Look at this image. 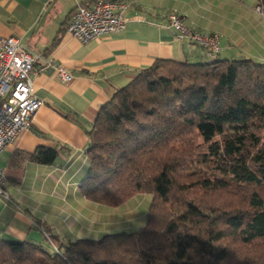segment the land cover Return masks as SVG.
<instances>
[{
    "label": "trees",
    "instance_id": "trees-1",
    "mask_svg": "<svg viewBox=\"0 0 264 264\" xmlns=\"http://www.w3.org/2000/svg\"><path fill=\"white\" fill-rule=\"evenodd\" d=\"M87 135L81 195L116 208L149 194L145 224L57 252L0 240V264H264V64L155 60Z\"/></svg>",
    "mask_w": 264,
    "mask_h": 264
},
{
    "label": "crops",
    "instance_id": "crops-1",
    "mask_svg": "<svg viewBox=\"0 0 264 264\" xmlns=\"http://www.w3.org/2000/svg\"><path fill=\"white\" fill-rule=\"evenodd\" d=\"M95 1L78 3L90 7ZM115 1L127 5L124 29L81 44L65 32L74 0H0V36L18 39L24 50L39 57L32 90L42 101L30 128L0 153L8 194V200L0 197V240L46 246L49 238L59 247L77 239L138 231L146 215L142 224L135 215L126 216L121 228V216L80 193L88 167L87 131L100 108L155 60L250 59L264 64V5L259 0ZM170 13L196 32L217 34L219 53L208 58L201 47L178 41L166 28ZM51 63L71 79L61 81ZM41 150L56 152L53 164L33 160ZM131 206L143 214L139 200Z\"/></svg>",
    "mask_w": 264,
    "mask_h": 264
},
{
    "label": "built area",
    "instance_id": "built-area-1",
    "mask_svg": "<svg viewBox=\"0 0 264 264\" xmlns=\"http://www.w3.org/2000/svg\"><path fill=\"white\" fill-rule=\"evenodd\" d=\"M74 1L76 7L66 22L65 32L79 43L86 44L124 29L126 3L96 0L90 7H85L78 0ZM166 22V28L178 41H188L201 47L208 58L219 53L217 34L194 31L176 13H170ZM38 58L24 50L18 39L0 36V153L30 128L33 115L42 106V101L34 96L32 90L33 65ZM55 68L61 81L71 79L64 69ZM5 184L6 177L0 168V197L8 200ZM46 244L57 252L49 238H46Z\"/></svg>",
    "mask_w": 264,
    "mask_h": 264
},
{
    "label": "rangeland",
    "instance_id": "rangeland-1",
    "mask_svg": "<svg viewBox=\"0 0 264 264\" xmlns=\"http://www.w3.org/2000/svg\"><path fill=\"white\" fill-rule=\"evenodd\" d=\"M136 199L141 202V210H143V214L141 216L138 215V212H139L138 206H135V207H132L131 206V205H133L134 202H136ZM136 199H133L131 202H129V204L127 203L128 205H125V206L124 205L123 206L121 205L120 207H116V208H110V207H107L106 208L110 212L113 211L115 213V215L121 216V218H122L121 220H123V221L122 222L121 221H118L119 223L121 222L119 224L120 225L119 227L122 228V226L125 225L123 223L125 222V220H128V218L126 216H131V214L135 215L134 219L139 218L141 224L145 221V215H146V211H147V208H148L149 203H150V200H151V196L149 194H142V196L137 197ZM127 206L130 207V210H127L126 209V208H128ZM133 226L134 227H131V228H133V230L135 228H137L136 225H133ZM135 230H137V229H135ZM55 246L57 247V245H55Z\"/></svg>",
    "mask_w": 264,
    "mask_h": 264
}]
</instances>
